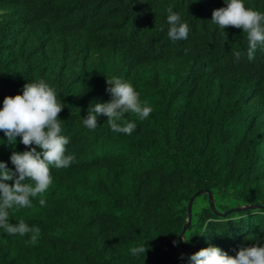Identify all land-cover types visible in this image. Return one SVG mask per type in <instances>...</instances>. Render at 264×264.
<instances>
[{
	"label": "trees",
	"instance_id": "16d2710c",
	"mask_svg": "<svg viewBox=\"0 0 264 264\" xmlns=\"http://www.w3.org/2000/svg\"><path fill=\"white\" fill-rule=\"evenodd\" d=\"M224 2L0 0V107L25 83L45 81L64 104L61 135L74 156L67 168L50 166L44 206L38 195L31 208L10 210V223L36 226L40 237L31 245V234L0 229V264H167L180 254L197 190L208 189L219 212L264 205V46L249 61L246 34L212 23ZM243 2L264 13V0ZM169 5L189 25L185 40L167 36ZM113 77L153 109L144 120L125 114L122 125L136 123L131 135L113 132L103 115L95 130L83 125L90 102L110 100ZM19 141L8 145L0 131L9 168L13 151L28 150ZM184 237L177 264L209 245L234 256L264 242V209L220 216L199 194ZM146 243L145 257L132 254Z\"/></svg>",
	"mask_w": 264,
	"mask_h": 264
},
{
	"label": "clouds",
	"instance_id": "9594fccd",
	"mask_svg": "<svg viewBox=\"0 0 264 264\" xmlns=\"http://www.w3.org/2000/svg\"><path fill=\"white\" fill-rule=\"evenodd\" d=\"M225 5L212 11L211 21L223 31L229 26L242 30L247 37L246 55L251 61L257 47L264 46V13L246 8L243 0H227ZM166 10L168 38L174 42L187 39L189 25L181 21L172 5L167 6ZM242 54L236 51L234 56L239 60ZM106 85L110 100L104 103L90 102L87 114L82 118L83 125L95 130L98 127L97 117L103 115L113 132L131 135L136 123L125 122L122 125L120 122L125 114L130 112L139 120H144L153 109L140 101L139 94L130 83L113 77L106 79ZM63 108L64 104L57 99L55 88L43 80L25 83L22 94L5 96L0 107V131L4 133L6 142L8 145L15 144L19 137V142L28 149L11 153L9 159L13 168L0 161V229L9 235L18 234L21 237L31 234L26 241L31 245L38 243L40 229L29 227L23 220L10 223V210L31 208L32 200L38 195L41 197L39 204L44 206L46 199L43 194L53 182L50 166L63 169L74 162L73 155L65 154L69 138L61 135L63 121L58 116ZM189 239L183 237L185 243ZM172 243L175 246L177 241L173 240ZM147 250L146 243L133 247L131 252L145 257ZM234 251L235 255L232 256L219 247L209 245L191 254L188 264H264V242L258 241L249 246L241 244Z\"/></svg>",
	"mask_w": 264,
	"mask_h": 264
},
{
	"label": "water",
	"instance_id": "95a60500",
	"mask_svg": "<svg viewBox=\"0 0 264 264\" xmlns=\"http://www.w3.org/2000/svg\"><path fill=\"white\" fill-rule=\"evenodd\" d=\"M199 194H207L208 195V199H209V206L212 209V211L216 214V215H220V216H224L227 213H229L230 211H240V210H247V209H264V205L261 204H246V205H240V206H235L233 208H230L226 211L223 212H219L215 209L214 207V201H213V195L212 193L208 190V189H200L197 190L195 193H193L187 203V213H186V221L182 227V230L180 231L179 235H178V241L180 244V254L177 258H175L174 260L170 261L167 264H177L179 262L182 261L183 256H184V248H185V243L183 241V237H184V233L187 230V228L189 227L190 224V219H191V205H192V201L193 199L199 195Z\"/></svg>",
	"mask_w": 264,
	"mask_h": 264
}]
</instances>
